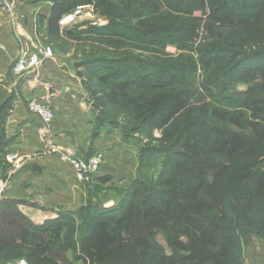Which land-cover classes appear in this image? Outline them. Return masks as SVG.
Masks as SVG:
<instances>
[{
    "label": "trees",
    "instance_id": "16d2710c",
    "mask_svg": "<svg viewBox=\"0 0 264 264\" xmlns=\"http://www.w3.org/2000/svg\"><path fill=\"white\" fill-rule=\"evenodd\" d=\"M17 1L50 3L45 37L75 47L87 35L99 42L87 50L93 52L81 51L74 67L99 113L95 133L110 108L133 117L126 131L150 138L157 129L163 139L139 152L136 176L117 204L90 203L112 180L96 179L80 221L61 209L55 219L36 224L20 212L23 201L1 198L0 254L21 252L28 264H112L123 251L147 245L144 264H228L234 234L245 244L252 236L264 238V171L250 191L234 193L230 206L222 191L232 160L247 149L245 132L264 140V0ZM79 6L91 7L107 23L85 21L61 30L59 19ZM168 45L185 56L157 64ZM191 51L207 70L202 87L217 91V99L188 117L184 86L198 65ZM233 78L246 87L238 105L225 98L234 90ZM15 98L0 99L2 179L10 168L4 129ZM155 98L162 99L144 106Z\"/></svg>",
    "mask_w": 264,
    "mask_h": 264
},
{
    "label": "crops",
    "instance_id": "0c3cea01",
    "mask_svg": "<svg viewBox=\"0 0 264 264\" xmlns=\"http://www.w3.org/2000/svg\"><path fill=\"white\" fill-rule=\"evenodd\" d=\"M24 29L35 45L39 35L33 27L27 26ZM19 48L6 22V16L0 12L1 78L8 73ZM72 71L55 57L44 62L36 77L30 76L29 72L23 78L22 99L14 101L12 113L7 118V133L17 138L23 137L18 153L28 160L10 179L4 196L26 201L19 206V210L33 222V216L38 217L41 208L53 213L82 202L87 196V190L102 176L111 177L112 180L105 184L109 186L113 181L123 184L136 174V159L126 153L122 146L113 144V134L105 132L101 127L95 133L96 127L90 120V114L94 115V112L87 93L81 79ZM32 98L40 100L54 111L55 118L49 131L43 128L36 115L28 112L25 103ZM51 146L59 150H71L82 158L103 152L104 161L99 172L90 175L85 182H77L71 165L61 161L57 154L50 153ZM99 198L104 204L111 203L113 192H101ZM32 204H37L38 208H30ZM262 244L257 237L250 238L246 252L247 264H256L260 260L264 262Z\"/></svg>",
    "mask_w": 264,
    "mask_h": 264
},
{
    "label": "rangeland",
    "instance_id": "374dc122",
    "mask_svg": "<svg viewBox=\"0 0 264 264\" xmlns=\"http://www.w3.org/2000/svg\"><path fill=\"white\" fill-rule=\"evenodd\" d=\"M15 2H16V12L21 17V21L23 23L24 28L27 26L33 27V30H35V32H36V29L38 28L41 32V35L38 36L39 41L35 43V46L50 47L54 53V58L57 57L60 63H64L69 69L74 70V72L73 71L72 72L78 78H80L77 74V70H75L74 67H75V64H77L79 59L81 58V51H85V53H90L93 51L88 52L87 51L88 49H94L92 48L93 46L99 45V42L92 41L94 36H91V38H89V35H87V36L80 38L77 42L78 44L77 47H75L73 43L72 45H70V43H68L67 41L62 42V41L51 40L45 37V22H46L45 17H46V14L49 12L50 3L42 2V3H37L36 5H33V6H26L18 2L17 0H15ZM20 6L22 9L25 8L27 11L26 10L23 11L22 9H20ZM4 15L6 16V22L8 23V26L12 32V35L17 40L16 33L13 30L9 17H7L6 14ZM85 21L91 23L93 26H104L107 23L105 19L97 15H94V18L92 19H89L83 16L82 18L78 20L77 24L85 22ZM181 53L183 52L178 50L176 47L168 45L165 47L162 54H160L161 61H159L160 59H158L156 60V62L157 64H164L165 63L164 61L166 62L176 61L177 62L180 60L181 57L185 56ZM134 55H137V53H134ZM145 56L151 57L149 53H147ZM98 57H101V56H98ZM189 57H191L198 65H197L196 73H194L192 77L188 78L186 81L189 84L184 86L185 93H187L191 99L189 107H188L190 110L189 114L187 115L188 117H190L191 115L195 116L197 114L198 109H200L201 107H205V105H209L211 102H214L217 99V91L213 89L209 93L202 87V82L205 81V78H206L205 74L207 73V70H204L201 66L200 54L197 51H191L189 54ZM16 59L17 57L10 63L9 71L5 75V77L1 78L0 76V99L4 98L6 95H9V94H14L16 97L15 100L22 99L21 90L24 85L23 78L28 73L24 74V76L22 77H16L13 74L12 69L16 63ZM37 74L38 72L31 73L30 76L34 77L35 75L37 76ZM231 85L234 87V90L227 92L225 94V98L228 101H233V105H238L240 104L238 103V99L242 96L246 87L243 84L236 83L235 78H233ZM161 99L162 98H155L152 102H150L149 104H145L144 106L153 105L155 101H160ZM14 101L12 102V106L8 112L7 118H9V116L12 113ZM25 105L27 108V103H25ZM98 115H99L98 112L97 113L95 112L94 115L90 114V120L94 124V127L98 125V121H97ZM104 117H105L104 123L100 126L101 129L105 130V132L108 131L109 133L113 134V144L116 143V146L117 145L122 146L123 150L126 153L130 154L134 158V160L136 159L135 162H137V168H138L139 152L141 150H146L148 148L161 145L160 142L163 139V133L161 130H157V129L152 130L150 138H147L148 136L145 133H136V132L126 131L124 129L125 127L129 126V123L131 119L133 118L132 116H129L126 113H123L121 111L113 112V109L109 108L106 110ZM54 118H55V114H54ZM138 121L139 119L137 120V122ZM4 130H5V135L7 137L8 150H9L8 151L9 153L6 155V162L10 165V168L7 171L4 178L3 179L0 178V199L5 198L4 194L6 190L8 189V186H9L8 182L10 181V179L14 176V174H16L19 171L22 165L26 163V161L28 160L26 158L20 157L18 153L20 144L23 141V137L17 138L15 135H8L7 130H6V125H5ZM45 130L47 131V129ZM245 134H246L247 143H248L247 149L245 150L243 154L235 157L232 160V168L230 172L225 176L224 181L222 183V191L227 196L228 206L232 204L231 202H232L235 192L244 194L250 191L254 177L261 171H264V140L257 141L248 132H245ZM100 155L102 157V162H101V165H102L104 161L103 152L100 153ZM9 156L14 157V159L11 160L10 163L7 161V158ZM157 157H160V156H157ZM101 165L99 167V170L101 168ZM99 170L97 172H99ZM136 172H137V169H136ZM129 183H130V180L126 181L123 184L117 181H113V183L109 184V186H103L101 188V192H104V191L113 192V200H111L112 201L111 203L104 204L99 198L100 193L97 195H94V198L91 199L92 201L90 203L95 204V205H103V206H112L111 204L113 205L117 204L120 200V193L122 192L123 189H125L129 185ZM86 198L87 196L83 199L82 202L78 203L74 207L68 208V210L74 211L76 214H78L77 218L79 219V221H80L79 214L82 208L85 205H87ZM23 202H26V201H23ZM29 207L38 208V205L32 204V205H29ZM61 209L67 210L64 208H61ZM61 209H59L57 212L61 211ZM57 212L52 213L51 211L47 209L41 208V214L39 215L38 213L39 215L38 217H36V215L33 216V218L35 219L34 222L43 223L47 220L55 219L58 216ZM233 214H234V210H232L231 217L233 216ZM77 227H78V223L76 222L70 228L71 230L68 232V237H71L70 233ZM252 237H257L259 239L260 244L263 243L262 245H264V238H260L258 236H252ZM158 241L161 246L164 245L162 240H158ZM249 242L250 240L245 244L243 241H241L239 234H234L232 236V243H233L232 244V256L228 258V264H247L246 259L248 260V256L246 252H247ZM148 250H149V247L147 245L135 246L133 248L123 251L116 259L113 260L112 264H144V261L146 260V257L144 255H146ZM21 254L22 253L18 251H13V252L6 253V254L5 253L0 254V264H11L21 259H25L23 255ZM3 260H6V261H3ZM256 264H264V262L260 260Z\"/></svg>",
    "mask_w": 264,
    "mask_h": 264
},
{
    "label": "built area",
    "instance_id": "2783aa9c",
    "mask_svg": "<svg viewBox=\"0 0 264 264\" xmlns=\"http://www.w3.org/2000/svg\"><path fill=\"white\" fill-rule=\"evenodd\" d=\"M0 12L9 17L14 32L16 33L17 41L20 45V50L16 59V63L12 69L16 77H22L29 72L37 73L46 60L54 59V53L50 47H38L33 44L24 30L21 17L16 12L15 0H0ZM95 13L89 6L76 7L69 13L63 15L59 21L60 29L69 28L77 24L78 20L83 16L89 19L94 18ZM27 110L29 113L36 115L42 126L49 131L50 125L54 119V111L36 98L27 101ZM50 153L57 154L61 161L71 165L75 179L78 182H84L92 174H95L101 165L102 157L99 153L94 154L88 159L76 156L71 150H59L51 146ZM13 156H9L7 161L10 163ZM11 264H28L25 259H21Z\"/></svg>",
    "mask_w": 264,
    "mask_h": 264
}]
</instances>
